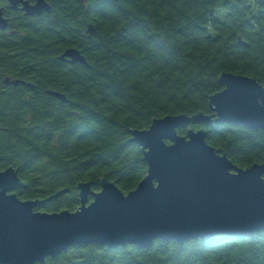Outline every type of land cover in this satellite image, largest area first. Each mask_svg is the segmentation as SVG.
Here are the masks:
<instances>
[{
    "label": "trees",
    "instance_id": "obj_1",
    "mask_svg": "<svg viewBox=\"0 0 264 264\" xmlns=\"http://www.w3.org/2000/svg\"><path fill=\"white\" fill-rule=\"evenodd\" d=\"M47 1L39 16L8 8L0 29V171L18 170L21 199L64 190L39 210H76L81 181L96 191L102 177L125 193L136 188L148 166L131 131L169 114L211 113L222 72L264 84V0ZM70 47L86 62L61 60ZM190 126L240 167L264 161V129ZM36 264H264V230L148 248L72 245Z\"/></svg>",
    "mask_w": 264,
    "mask_h": 264
},
{
    "label": "water",
    "instance_id": "obj_2",
    "mask_svg": "<svg viewBox=\"0 0 264 264\" xmlns=\"http://www.w3.org/2000/svg\"><path fill=\"white\" fill-rule=\"evenodd\" d=\"M7 1L12 10L28 16L51 10L47 0ZM9 24L0 6V29ZM88 31H93L92 24ZM59 58L70 64L86 62L76 47L67 48ZM219 81L223 89L210 96L211 113L169 114L153 119L148 128L131 131L148 168L128 193L105 177L98 191L81 181L76 210L42 211L37 207L64 190L46 198L21 199L17 191L25 184L18 170L14 166L1 170L0 264L42 263L72 245L148 248L156 239L183 243L217 234L251 236L264 230V161L240 167L207 142L203 127L190 126L216 122L264 129V84L226 71ZM48 93L66 101L60 91ZM182 127H187L184 135L178 132Z\"/></svg>",
    "mask_w": 264,
    "mask_h": 264
},
{
    "label": "flooded vegetation",
    "instance_id": "obj_3",
    "mask_svg": "<svg viewBox=\"0 0 264 264\" xmlns=\"http://www.w3.org/2000/svg\"><path fill=\"white\" fill-rule=\"evenodd\" d=\"M7 1V0H6ZM0 6H2L3 8H4V11H5V15L7 16V17H9V18H11L8 14H7V9L9 8V9H11L10 8V6H9V3H8V1H7V4H6V6L5 5H2V4H0ZM12 10V9H11ZM16 10H20V9H16ZM22 11V10H21ZM24 12V11H23ZM9 27V26H8ZM7 27V28H8ZM6 30V29H5Z\"/></svg>",
    "mask_w": 264,
    "mask_h": 264
}]
</instances>
